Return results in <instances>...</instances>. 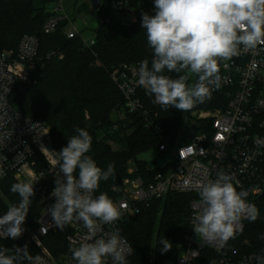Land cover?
Returning <instances> with one entry per match:
<instances>
[{"label":"trees","instance_id":"1","mask_svg":"<svg viewBox=\"0 0 264 264\" xmlns=\"http://www.w3.org/2000/svg\"><path fill=\"white\" fill-rule=\"evenodd\" d=\"M57 1L0 0V53L4 50L16 51L25 35H33L39 42L35 69L27 82L16 84L10 101L24 115L41 120L51 128L57 152L67 145L68 138L76 135V128L86 129L92 137L87 155L102 170H106L109 163L114 164L115 169L114 175L107 181L101 180L95 195L105 193L114 202L131 166L136 167L139 176L148 177L147 164L137 158L150 149L158 150L163 139L148 130L138 114H125L124 119H120L123 97L111 80V73L122 64L140 63L144 59L149 60L151 67L152 50L147 45L142 20L134 24L104 22L115 0H102L95 45L91 48H86L80 37H66L64 29L68 21H63L54 33L45 34L43 26L49 15L46 9ZM131 3L135 8L154 11V0H132ZM82 11L89 12L88 5L78 8V12ZM165 74L173 78L177 75ZM139 93L146 109L158 113L164 120L166 131L174 136L184 112L171 106L167 109L157 106L144 90ZM223 102L219 95H212L211 100L197 104L191 110L213 111L224 105ZM201 123L202 129L210 131V120ZM101 131L105 134L104 140L97 138ZM108 140L114 141L119 149L114 151ZM157 172L154 169L151 176ZM16 182L11 176H0V216L7 211L9 203L19 202L18 195L10 191L11 185ZM191 200L192 195L170 192L164 199L151 201L139 214L124 218L118 227L133 247V255L127 264H163L166 260L176 259L182 252L183 239L189 229ZM39 210L38 204L32 201L27 215V225L31 230H26L18 239L0 238V247L27 245L30 254L37 255L39 250L32 233L37 228L35 221ZM258 212L255 222H245L244 230L235 239H230L229 248L237 249L242 256L264 255V240L260 239L264 234L263 204L258 205ZM163 238H167L172 246L164 254L159 250ZM44 243L53 256H57L64 247L58 234L48 236ZM211 261L219 264V256L206 249L197 264H210Z\"/></svg>","mask_w":264,"mask_h":264},{"label":"built area","instance_id":"2","mask_svg":"<svg viewBox=\"0 0 264 264\" xmlns=\"http://www.w3.org/2000/svg\"><path fill=\"white\" fill-rule=\"evenodd\" d=\"M131 2L113 1L104 22L134 24L142 20L143 13H154L153 10L135 8ZM101 8L102 2L95 10L97 16ZM47 12L49 15L43 26L45 34L54 33L63 21H68V29L65 30L68 39L80 37L86 48L95 45V30L91 38H86L76 21L70 20L67 15L64 0H58ZM83 21L87 26V22ZM38 52V39L25 35L16 51L0 53V168L5 172L3 177L11 176L17 182L35 181V195L31 199L40 210L32 238L38 254L46 264H76L69 248L73 247L70 240H76V246L83 242L87 230L81 222H74L63 231L53 225L47 228L46 233L41 232L42 227L51 223L47 209L54 203L55 198L50 193L55 187L56 172L59 170L58 164H55L59 157L53 145L51 128L41 120L24 115L10 101L16 84L29 80ZM223 63L220 69L221 87L214 89L212 95H219L224 105L205 115L211 121L210 131L203 129L184 144H181L180 134L173 136L166 131L158 113L146 109L139 93L144 89L137 82L140 63L122 64L111 73V80L123 97L120 119H124L125 114H138L148 130L162 137L159 154L172 158L171 164L156 169L158 172L152 176L153 170L149 169L148 177L139 176L137 169L130 167L128 177L123 180L114 201L122 213L116 226L127 216L139 214L151 201L164 199L170 192L192 195L189 229L183 239L182 252L176 259L166 260L163 264H197L202 251L206 249L219 256V264H255L252 255L242 256L237 249L234 255V248H229L230 240L220 250L216 246L201 244L192 228L198 214V185L208 179L214 180L221 170L234 176L233 182L238 191L243 189L248 192L246 204L254 205L257 209L258 205H264V143H257L264 141V45L233 57L226 62L227 69ZM196 79L194 75L191 76L189 83H194ZM192 126L195 128L196 125ZM41 146L47 150L42 152ZM189 147L191 151H188ZM17 153L23 155L15 159ZM27 221L26 217L24 225ZM247 221V218H241L237 234L244 230ZM103 229L111 231L112 226L104 225ZM57 234L64 247L57 256H53L45 246L44 239Z\"/></svg>","mask_w":264,"mask_h":264},{"label":"clouds","instance_id":"3","mask_svg":"<svg viewBox=\"0 0 264 264\" xmlns=\"http://www.w3.org/2000/svg\"><path fill=\"white\" fill-rule=\"evenodd\" d=\"M141 27L146 31L152 60L151 67L148 59L140 62L138 85L153 98L154 104L186 112L211 100L212 91L221 87V62L227 69L226 62L233 57L264 45V0H154V14L143 13ZM166 72L177 74L176 78ZM193 75L197 79L189 83ZM75 133L57 153L59 160L55 164L59 170L50 193L55 199L47 209L51 223L41 232L46 233L53 225L63 231L66 226L81 222L87 230L83 242L76 246L77 241L70 240L73 247L69 248L76 264H109V259L111 264H127L133 247L116 226L122 215L120 208L107 194L94 195L101 180L114 175V164L109 163L102 170L87 155L92 146L89 132L76 128ZM45 150L41 146V151ZM22 155L17 153L15 159ZM4 175L0 168V176ZM234 179L221 170L214 180L198 185V214L192 228L201 244L216 246L217 250L236 238L242 217L255 222L259 216L258 209L245 202L248 192L238 191ZM34 183L28 180L11 185L10 191L18 195L19 202L9 204L0 216V238L18 239L26 231L23 225L35 195ZM104 225H111V231H104ZM260 239L264 240V234ZM160 244L162 254L172 248L167 238L161 239ZM255 260L264 264V255ZM0 264L46 261L39 254H30L24 245L0 247Z\"/></svg>","mask_w":264,"mask_h":264},{"label":"rangeland","instance_id":"4","mask_svg":"<svg viewBox=\"0 0 264 264\" xmlns=\"http://www.w3.org/2000/svg\"><path fill=\"white\" fill-rule=\"evenodd\" d=\"M90 2L91 0H64V6L67 11V15L70 17V20L76 21V24L83 31V34L86 38L92 37L93 32L94 30H96L97 25H98V18H97L98 16L96 15L95 9H93ZM83 5H88L89 12H85V11L78 12V8L82 7ZM52 6L53 5L51 6L49 5L46 11L50 10ZM83 20L87 22V26L84 25ZM67 27L68 25L65 27L64 33H65V30L68 29ZM4 51H7V50H4ZM209 112H212V111L189 110V111L184 112L180 126L174 134L175 136L180 134V136L182 137L181 144L182 143L184 144L185 141H189L193 135L199 134L201 130H203L201 122L208 119V118H205V115H208ZM120 116H121V113H119V117ZM192 125H196L195 128ZM97 138L99 140H104L105 139L104 132L102 131L99 132L97 134ZM107 143L111 146V148L114 151H117L119 149V146L114 141L108 140ZM137 160L145 162L147 164V167L151 170L166 167L168 164H171L172 162L171 156H161L158 150L156 149H150L140 154ZM132 167L136 169L134 165ZM23 226L25 227L27 231L31 230V228L28 227L27 224Z\"/></svg>","mask_w":264,"mask_h":264},{"label":"water","instance_id":"5","mask_svg":"<svg viewBox=\"0 0 264 264\" xmlns=\"http://www.w3.org/2000/svg\"><path fill=\"white\" fill-rule=\"evenodd\" d=\"M91 5L93 7V9H98L101 5V0H91Z\"/></svg>","mask_w":264,"mask_h":264}]
</instances>
